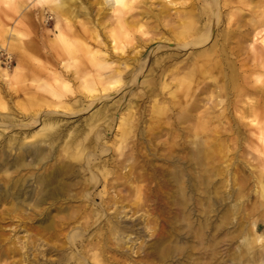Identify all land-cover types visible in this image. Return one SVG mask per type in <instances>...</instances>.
<instances>
[{
    "label": "rangeland",
    "instance_id": "rangeland-1",
    "mask_svg": "<svg viewBox=\"0 0 264 264\" xmlns=\"http://www.w3.org/2000/svg\"><path fill=\"white\" fill-rule=\"evenodd\" d=\"M257 1L259 0L242 4V1L230 0L232 8L229 9L223 6L220 0L218 23L216 24L214 20L209 39L198 47L204 49L214 42L216 47L225 45L227 49L225 57L227 62H230V67L239 76V80L243 72L248 74V67L241 66V60L247 58V55H257L261 50L258 42H255V49L250 50L253 35L250 18L253 15L252 7ZM208 2L210 0H136L133 9L126 17L131 15L129 19L139 18L143 12H147L148 16L139 21L143 24L142 27L133 25L128 30L130 38L133 39L128 43L126 39H123L126 42L121 52L120 50L112 51L109 45L111 41L109 30L116 25L111 0H78L75 7L73 6L75 20L70 24L69 29L64 21L57 25L55 14L47 8L45 0H14L12 3L0 0V60L3 56L5 61L6 54L12 56L9 66L6 65V61L1 64V68H4L8 74L3 77L0 73V117H4L1 119L8 120L9 123H2L0 120V133H2L0 148L7 137L21 138L25 134L39 131L41 122L45 119L57 121L59 130L65 133L73 128L86 130V122L98 108L112 113L106 121H98L94 128V130H104L100 138H96L94 131L89 134L92 139L90 149L95 154L90 164H103L104 159L109 162L122 159L123 153L137 151L136 162L143 165V169L151 170L150 164L171 169L172 166L164 162L163 157L173 148L175 150L173 155L179 153L184 157V161H179L176 165L184 171L181 185L184 186L183 197L187 201L188 209L187 219H173L169 226L165 223L166 228L181 227L183 231L198 229L202 233V243L205 247L209 244L206 238L213 234L212 244H214L215 255L211 260L204 258L202 263L231 264L230 258L233 253L238 252L239 245L244 244L242 236L249 231L254 220L260 223L258 234L264 241L263 211L261 208L255 209L261 198L254 191L256 190L255 176L260 170L264 172L262 161L258 158L256 151L259 148V142L256 139V132L246 124L247 120L238 118L235 98L233 105L227 106L225 116L211 118L205 123L208 128L215 129L217 132L204 133L209 137L206 145L207 153L197 161L190 159L192 150H195L193 142L195 137L187 130L191 122L175 123L176 112L174 111L176 110L172 113L168 111L170 114L166 117L167 119L161 120L169 121V124H172L171 129L163 128L161 132L150 134L143 131V135L140 132L137 134L136 130L126 139L114 136L117 111L124 114L128 106L138 110L135 115L138 121H135L138 123L139 130H148L151 127L154 132L162 127L156 118L153 120L150 117V114L155 116L151 112V106L167 97L165 91L162 93L158 90L163 80L159 76L158 68H153L154 61L158 58H173V61L185 62L191 51L199 52L198 48H178L176 45L179 43V34L184 31L182 26L185 24L191 26L186 34L189 40H193L205 29L207 30V24L204 25V23L212 18L211 8L206 7ZM229 10L233 12L232 15ZM239 21H244L240 27L242 34L240 36L229 34L237 29L236 23ZM180 22L183 24L180 25ZM141 28L147 31L146 35L141 34ZM9 29L20 33V45L26 49L27 55H30L34 62L20 64L19 50L15 47L10 48L3 39L8 35ZM59 30L64 33L62 37L57 35ZM228 35L231 36L229 43ZM162 36L167 37L171 45L163 43ZM90 50H99L97 56L106 57L105 62L109 67H120L124 82H127L134 73L136 62L135 67H132V58L128 61L130 66L125 68L124 65H118L123 57L127 59L131 56L134 59L138 58L139 62L142 60L146 63L143 71L138 73L135 82L125 83L117 90H107L101 94L99 88L96 91H87L88 89L82 88L79 80L74 78L75 75L72 74L74 70L64 69L55 57L75 56L80 58L77 63L78 70L86 68L90 70V73H95L89 59ZM37 60L39 61L36 62ZM42 65L50 67V70L55 69L54 71L61 75L65 73L67 84L63 86L61 82L55 81L52 72L43 70ZM15 66H21L22 74L26 75L28 72L26 80L25 77L16 78L12 75ZM150 69L153 70L152 73ZM227 70L231 69L227 68ZM254 78L255 75L251 74L247 79L248 84L245 82L243 85L254 86L251 84H254ZM203 83L198 86H202ZM151 87H154L157 92L149 94ZM88 94H93V98L87 97ZM37 97L45 102L37 101ZM223 98L224 102L218 106L219 108H224L226 100L228 101L226 97ZM229 98H232L231 94ZM46 101L50 104L47 105ZM61 102H68L70 106H73L69 107L71 109H62L59 108L62 107ZM241 105L238 104V106ZM214 112L218 113V111ZM44 146L48 147L47 144ZM54 146L56 149L61 147L57 143ZM107 146L109 149L102 151ZM212 146L216 148L211 150ZM133 161L134 156L126 161V166ZM77 163L81 167L86 165V161L82 160ZM30 173L31 171H19L20 175L29 176ZM1 175L5 176L0 172ZM84 175L88 176V173H80V176ZM192 185L193 190L189 188ZM33 187L34 184L29 178L26 189L30 192ZM101 188L97 186L96 191L98 192ZM130 198L132 199L133 196ZM50 202L48 199L46 203H43L45 210L42 211L35 206L31 209L12 211L8 204L0 205V246L13 249L9 256L0 259V264H47L46 260L56 259L61 254L71 256L70 250L59 251L47 247L51 244L59 245L65 239L67 240V232L69 233L71 229L61 224L65 213L57 212L53 208L54 205L48 206ZM59 203L60 201L55 204ZM72 204L77 203L72 202ZM162 208L172 214L175 206L168 204ZM129 216L130 214L122 220L131 221L135 218V216L131 218ZM39 224L45 225V229H38ZM93 230L95 229H89L88 234ZM143 238L148 237L143 234ZM24 242L27 248H22ZM192 243L191 237H188L181 238L178 244L187 246ZM226 257L227 261L224 262ZM68 262L74 264L72 258Z\"/></svg>",
    "mask_w": 264,
    "mask_h": 264
},
{
    "label": "bare ground",
    "instance_id": "bare-ground-1",
    "mask_svg": "<svg viewBox=\"0 0 264 264\" xmlns=\"http://www.w3.org/2000/svg\"><path fill=\"white\" fill-rule=\"evenodd\" d=\"M7 1L12 3L14 0ZM45 1H47V8L55 14L57 25L59 26L60 22L64 21L65 26L69 29L70 24L75 20L73 6L75 7L78 0ZM221 1L223 6L232 8L230 0ZM239 1L245 4V2L253 0ZM111 2L116 25L109 30L111 36L109 45L112 51L123 52L125 42H131L133 39L130 38L128 30L133 25L142 27L143 24L139 21L147 17L148 13L143 12L139 18L129 19L131 15L126 16L133 9L136 0H111ZM220 4V0L208 2L206 7H210L212 11V18L207 19V23H204L208 28L193 40L191 39L192 41L188 39V35L186 36L191 26L183 25L184 31L179 34L180 39L176 46L197 49L203 45L210 37L214 20L216 24L218 23ZM252 9L253 15L250 22L253 35L250 50L255 49V42H258L261 50L257 55H247V58L241 60V66L248 67V74L243 72L241 80H239V76L230 67V62H227L225 57L226 46L216 47L215 42L207 48H198L199 52L191 51L185 62L173 61V58H158L154 61L155 66L153 67L154 69L158 68L159 76L163 80L158 90L162 93L165 91L167 97L151 106V112L155 116L150 114V117L153 120L156 118L162 127L154 132L151 127L147 128L148 130H139L136 122L138 120L135 118L138 110L133 106H128L127 112L124 114L117 111L118 118L115 122L114 136L126 139L131 132L135 133L136 130L137 134L140 132L143 135V131L150 134L161 132L163 128L171 129L172 124H169V121L161 120L167 119L166 117L176 110L174 111L176 112L175 123L191 122L187 126V130L195 137L193 139L195 150H192L190 159L197 161L207 153L206 145L209 137L205 134L217 132L215 129L208 128L205 123L211 118L225 116L224 112L227 110V106H232L235 98L238 118L246 119V124L256 132V139L259 142V148L256 151L258 158L262 161V168H264V0L255 2ZM229 12L230 15L233 14L231 10ZM241 23L243 24L244 21L236 23L238 31L234 29L229 34L240 36L242 34ZM182 24L183 22H180V25ZM140 30L142 35L147 34L146 30H142V28ZM63 34L59 30L57 35L62 37ZM3 39L6 40V44L10 48L15 47L19 50L20 64L34 62V59L27 55L26 49L20 45L18 31L9 29L8 35ZM230 39L231 36L228 35V43ZM161 40L166 45H171L167 37L162 36ZM98 51L90 50L89 52V59L95 73H90V70L86 68L78 70L77 63L80 58L75 56H60L55 59L64 69L74 70L72 74L75 75V79L79 80L82 88L88 89L87 91H96L99 88L100 94L107 90H117L125 83L135 82L138 73L143 71L146 63L142 60L139 62L138 58L134 59L131 56L127 59L123 57L118 65H124L125 68L130 66L128 61L132 58V67H135L134 63L136 62L134 73L127 82H124L120 67H109L105 62L106 57L97 56ZM193 53L195 54L192 55ZM1 58L0 73L6 77L8 72L1 68V64L6 61V65L9 66L12 56L6 54L5 61H3V56ZM249 63L251 64L249 65ZM227 68L231 70L229 71ZM42 69L49 73L52 72L53 79L61 82L63 86L67 84L65 73L63 76L56 73L55 69L50 70V67L46 65H42ZM20 70L21 66H15L12 75L16 78L25 77L26 80L28 72L25 75ZM149 71L152 73L153 70ZM251 74L255 75L254 84L251 83L254 86L246 87L243 83L248 84L247 79ZM166 75L167 78H165ZM200 83L203 85L198 86ZM49 86L51 87V85ZM155 92L157 91L154 87L149 89V94ZM230 94L232 98H229ZM104 95L108 96L109 94ZM93 96V94L87 95L90 98ZM223 97H226L228 101L225 99V107L219 108L218 106L224 102ZM36 100L45 102L38 97ZM239 103L242 105L238 106ZM46 104L49 105V101H46ZM61 105L62 107L59 108L66 110L73 106H70L68 102H61ZM214 111H218V113ZM110 115L112 113L98 108L86 122V130L73 128L65 133L59 130L57 121L45 119L42 120V126L37 132L25 134L21 138L7 137L0 148V172L5 174V176H0V205L8 204L12 211L31 209L33 206L42 211L45 210L42 206L43 203L50 199L51 202L48 206L54 205L53 208L57 212L65 213L61 224L71 228L69 233L67 232V240L65 239L59 245L51 244L47 247L59 251L70 250L71 256L67 257L61 254L56 259L46 260L47 264H70L67 261L71 258L74 264H203L204 258L213 259L215 255L214 244H212L213 234L206 238L207 241L209 240V244L205 247L202 243V233L198 229L183 231L181 227L166 228L165 223L169 226L173 219H187L188 209L187 201L183 197L184 186L181 185L184 171L176 165L177 162L184 161V157L179 153L173 155L175 151L173 148L168 151L169 154L166 153L163 157L164 162L172 166L171 169L153 164H150L151 170L143 169V165L136 162L137 151L123 153L122 159H114L110 162L104 159L102 160L103 164H90V161L95 158V154L90 149L92 148V139L89 134L94 131L96 138H100L104 130H94V128L98 121H106ZM1 118L4 117H0L2 123H9L8 120L5 121ZM56 143L61 147L56 149L54 146ZM44 144H47L48 147H45ZM107 148L109 149L107 146L102 151H107ZM213 148L216 147L212 146L211 150ZM132 156H134L133 163L126 166V161ZM79 160L86 161L85 167H81L77 163ZM94 168L96 169L94 170ZM139 168L140 170H138ZM21 170L31 171V173L29 176L20 175L19 171ZM81 172H87L88 176H80ZM29 178L34 184L30 192L26 189ZM190 178L192 177L190 176ZM255 179L256 190L254 191L261 198L255 209L261 208L264 219L263 170H260ZM97 186L102 187L98 192L96 191ZM189 188L194 189L193 185ZM58 201L60 203L55 204ZM72 202L77 204L73 205ZM168 204L175 206L172 214L162 208ZM128 214H130L129 218L133 216L135 218L131 221L122 220V218H127ZM259 226L260 223L256 220L251 223L249 231L242 236L244 244L239 245L238 252L233 253L230 258L231 264H264V241L258 234ZM39 228L45 229V225L39 224ZM91 228L95 230L88 234V230ZM143 234H146L148 238H143ZM188 237H191L192 244L187 246L178 244L181 238ZM138 239H140L139 242H137ZM25 245L24 242L22 248H27ZM11 252L13 249L0 246V259L9 256ZM223 261L226 262L227 257Z\"/></svg>",
    "mask_w": 264,
    "mask_h": 264
}]
</instances>
